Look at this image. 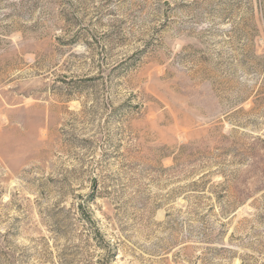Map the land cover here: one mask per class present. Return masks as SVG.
Returning <instances> with one entry per match:
<instances>
[{
    "label": "rangeland",
    "instance_id": "1",
    "mask_svg": "<svg viewBox=\"0 0 264 264\" xmlns=\"http://www.w3.org/2000/svg\"><path fill=\"white\" fill-rule=\"evenodd\" d=\"M0 264H264V0H0Z\"/></svg>",
    "mask_w": 264,
    "mask_h": 264
},
{
    "label": "trees",
    "instance_id": "2",
    "mask_svg": "<svg viewBox=\"0 0 264 264\" xmlns=\"http://www.w3.org/2000/svg\"><path fill=\"white\" fill-rule=\"evenodd\" d=\"M81 207H82V206H81ZM81 207H80V208H81ZM81 214H82L83 217L86 216V217H84V218H86V221H87V222L89 221L90 223L93 224L92 213H89L88 211L86 212V211H84V210L82 209Z\"/></svg>",
    "mask_w": 264,
    "mask_h": 264
}]
</instances>
